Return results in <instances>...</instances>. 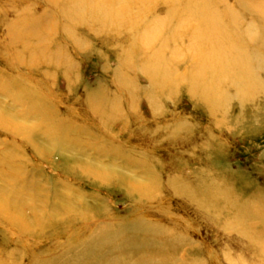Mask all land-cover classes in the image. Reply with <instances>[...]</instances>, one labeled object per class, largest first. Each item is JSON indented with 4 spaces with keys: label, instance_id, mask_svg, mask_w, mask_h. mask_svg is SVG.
I'll return each instance as SVG.
<instances>
[{
    "label": "rangeland",
    "instance_id": "obj_1",
    "mask_svg": "<svg viewBox=\"0 0 264 264\" xmlns=\"http://www.w3.org/2000/svg\"><path fill=\"white\" fill-rule=\"evenodd\" d=\"M92 1L105 6L104 17H117L100 16L91 24L80 15L86 6L74 4L70 13L81 21L65 23L66 0H0V264H229L240 250L235 236L240 229L229 222L234 211L226 206L205 219L188 197L163 187L167 170L180 169L196 184V174L209 169L252 211L248 225L263 229V73L260 88L248 97L222 83L226 96L214 112L184 83L159 94L145 74L153 52L133 48L138 31L129 26L143 30L157 24L170 0L139 2L143 11L130 16L119 12L134 0ZM254 1L264 2L223 0L230 7ZM5 5L17 12L5 14ZM32 13L41 27L18 23L14 40L5 39L9 21ZM163 24L169 36L162 33L156 46L168 49V59L171 49L184 53L171 63L181 81L190 69L184 58L190 64L195 53L187 52V43L166 46L173 26ZM37 30L48 37L34 36ZM188 39L186 34L181 41ZM34 48L43 56L32 63ZM48 54L50 62L44 60ZM150 93L158 104L152 114L145 105ZM102 98L116 101L112 114L93 115L90 105ZM139 114L142 126L135 121ZM166 122L184 123L201 144L194 153L179 154L176 146L157 142L149 149L150 161L139 147L140 133L155 127L164 132ZM61 129L67 135L60 138ZM157 175L162 184L155 193L142 198L129 190L150 189Z\"/></svg>",
    "mask_w": 264,
    "mask_h": 264
},
{
    "label": "bare ground",
    "instance_id": "obj_2",
    "mask_svg": "<svg viewBox=\"0 0 264 264\" xmlns=\"http://www.w3.org/2000/svg\"><path fill=\"white\" fill-rule=\"evenodd\" d=\"M145 1L149 2L150 0H134L131 3L132 7L126 10L122 9L119 14L130 16L135 12H142L143 6L139 2L143 3ZM170 2L169 12L164 18L158 19L161 22L157 20V24H154V20L143 30H138L134 24L129 26L131 30L138 31L139 44H136L133 48L143 50V47H147L149 52L154 53L151 55L152 61L148 62L145 67V74L150 77L151 86L156 89H153L155 92L163 94L167 91L169 85L176 88L184 83L192 97H196L207 104L214 112L216 109H220L223 98L226 96V92L222 91L220 87L222 83H227L240 97L244 95L251 96L254 91L260 88L262 81L259 74L263 73L264 75V2L254 1L247 6L237 3L233 7L226 5L223 0H170ZM95 3L92 0H66L64 9L61 12L63 21L65 23L76 20L80 22L82 17L73 18L74 14L70 13V8L74 4H81L86 6L87 12L83 11L80 15L86 14L84 18H89V22L95 24L101 20L100 16L104 17L103 11L105 10L104 5ZM148 5L150 4L148 3ZM3 12L5 14H15L17 11L12 6L5 5ZM79 12L80 10L76 11V13ZM147 13H149L146 15L148 19L152 12L148 10ZM113 14H116V16H113L112 13H105L104 18L112 20L118 15L117 13ZM168 21L173 26L171 27L172 40L170 43L166 42L165 45L171 44L174 47L175 44L187 43V52L194 50L195 53V58L190 61V64L189 58H184V64H188L190 69L187 70L188 75H184L181 81V78L174 74L171 63H176V59L184 53L171 49L169 50L171 57L168 59L164 52L168 49L163 48V46H156L157 39L162 40V33L169 36V28L163 24ZM18 23L33 28L42 26L40 17L38 14L34 15V13L20 19H12L7 25L5 39L14 40V31ZM186 34L189 35V39L184 42L181 41V38ZM34 36L47 38L48 34H45L42 30H37ZM154 47H156L155 50L151 51ZM32 50L36 55V58H33L32 63H34L36 59L43 56V53H40L41 48ZM49 59L50 54L44 58L47 62H50ZM126 84H128V81ZM99 103L98 106L90 105L89 108L93 115L102 116L106 111L112 114V108L116 106L115 100L109 101L105 98L100 99ZM145 103L149 114L158 111V104L152 93L147 96ZM106 106L108 109H104ZM135 121L138 125L139 123L141 125L143 123L142 116L135 117ZM184 126V123L180 124L179 122L167 123L166 126L163 125V129L166 130L164 132H162V128L155 127L149 132L140 133L142 135L139 147L145 150L150 161L153 159L151 160L149 156L151 154L149 149H151V146L154 147L153 145L157 142L158 146L161 147L173 148V146H176L175 149L178 150L179 154H182V152L194 153L195 148H199L201 142L195 138L197 137L195 134L184 129ZM56 132L60 138L67 135L62 129ZM85 169L88 172L92 171L88 168ZM205 170L196 174V177L199 178L196 184H191L190 180L186 179L188 177L185 176L184 171L180 172V169L167 170L168 175L163 190L166 188L174 195L188 197L189 201L193 202L203 213L205 219H209L211 215L217 216L218 212L226 206L232 209L234 213L229 222L240 229L235 234L240 250L238 254H233L231 259H227L229 264H264V227L258 232L253 230L248 225L252 221L253 213L247 208V204L235 201L236 199L231 191L222 181L217 179L215 175L208 174L209 169L207 173H205ZM159 177L160 175H157L153 179L154 183L150 189L132 185L129 190L135 191L137 195L144 198L149 195L148 191L155 193L160 188L159 186L162 183ZM258 198H261L260 195H258ZM1 202H4V200L0 198V204ZM4 207L14 211L18 208L15 204L13 207L9 203H4ZM250 207L253 210L259 209L258 204L255 202L250 203ZM37 220L39 223L43 222L42 218H37ZM79 237L82 239L83 234H79Z\"/></svg>",
    "mask_w": 264,
    "mask_h": 264
}]
</instances>
